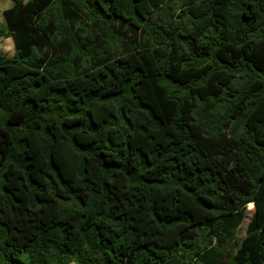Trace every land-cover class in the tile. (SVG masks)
<instances>
[{"label": "trees", "instance_id": "16d2710c", "mask_svg": "<svg viewBox=\"0 0 264 264\" xmlns=\"http://www.w3.org/2000/svg\"><path fill=\"white\" fill-rule=\"evenodd\" d=\"M12 2L0 264H264V0Z\"/></svg>", "mask_w": 264, "mask_h": 264}, {"label": "rangeland", "instance_id": "374dc122", "mask_svg": "<svg viewBox=\"0 0 264 264\" xmlns=\"http://www.w3.org/2000/svg\"><path fill=\"white\" fill-rule=\"evenodd\" d=\"M12 6H13L12 0H0V10H3V9L7 10V9L11 8ZM0 17H1V19L4 20V17H2V15ZM8 40L9 41H5L3 43H0V49H2L8 56H12L15 52V47H14L12 39H8ZM253 212H254V207H251L249 205L246 217H245L242 225L238 229L236 240L234 242H232L228 247V252L230 255H233L235 253V251L239 247L240 242L246 236L247 226H248V223L252 217Z\"/></svg>", "mask_w": 264, "mask_h": 264}, {"label": "crops", "instance_id": "0c3cea01", "mask_svg": "<svg viewBox=\"0 0 264 264\" xmlns=\"http://www.w3.org/2000/svg\"><path fill=\"white\" fill-rule=\"evenodd\" d=\"M25 2H28L29 0H24ZM4 11H5V9H3V10H0V16L2 15V17H3V13H4ZM0 23H5V21L3 20V19H1V17H0ZM5 41H9L8 39L7 40H1L0 41V43H3V42H5ZM0 50H2V49H0ZM3 51V50H2Z\"/></svg>", "mask_w": 264, "mask_h": 264}]
</instances>
